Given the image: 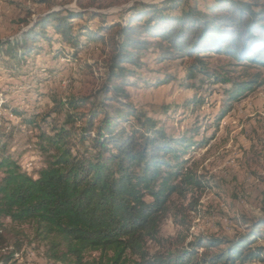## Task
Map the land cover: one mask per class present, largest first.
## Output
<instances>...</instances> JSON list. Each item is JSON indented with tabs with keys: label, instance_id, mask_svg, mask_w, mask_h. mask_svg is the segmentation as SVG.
<instances>
[{
	"label": "trees",
	"instance_id": "1",
	"mask_svg": "<svg viewBox=\"0 0 264 264\" xmlns=\"http://www.w3.org/2000/svg\"><path fill=\"white\" fill-rule=\"evenodd\" d=\"M101 16L68 8L48 11L17 36L0 38V60L7 55L25 59L38 50L39 41H52L49 28L76 52L83 46L82 37L111 48L102 100L86 115L75 112L78 99L62 104L65 125L46 136L51 150L37 176L9 155L0 159V233L6 230L3 218L28 224L30 242L43 245L46 257L62 264L264 261V244H256L264 240V213L249 220L248 231L236 238L198 235L161 256L150 254L148 242L159 238L173 195L181 193L182 186L200 185L183 153L203 142L185 134L168 136L152 116L130 102L127 91L136 80L153 86L172 81L170 76L143 79L137 73L144 66L142 50L153 46L158 62L191 56L189 77L204 73L213 84L230 83L225 89L226 116L233 101L264 83L262 72L254 71L264 66V5L243 0L138 3L128 10L125 24L103 22L92 28L91 22ZM84 19L74 34L73 22ZM115 28L107 37L102 34ZM211 54L225 61L226 72L242 70L225 77L208 74L204 57ZM84 117L85 123L77 126ZM23 245L24 240L17 239L13 249L0 256V264L12 262ZM94 252L98 255L88 258Z\"/></svg>",
	"mask_w": 264,
	"mask_h": 264
},
{
	"label": "rangeland",
	"instance_id": "2",
	"mask_svg": "<svg viewBox=\"0 0 264 264\" xmlns=\"http://www.w3.org/2000/svg\"><path fill=\"white\" fill-rule=\"evenodd\" d=\"M165 1L0 0V38L17 36L48 11L68 8L100 13L102 16L90 24L98 28L103 22L125 24L128 10L138 3L159 5ZM243 1L264 5V0ZM83 23L85 19L75 20L72 32L76 34ZM114 30L102 34L107 37ZM48 34L52 41H39L38 50L25 59L7 55L0 60V159L13 157L32 176H37L51 150L46 136L65 125L62 104L78 99L75 112L86 115L102 100L108 82L111 48L107 43L82 37L83 46L76 52L59 32L49 28ZM157 54L153 46L143 49L144 66L137 73L143 79L170 76L172 81L153 86L135 79V84L127 86L130 102L152 116L168 136L185 134L195 143L203 142L183 153L188 169L201 179L200 185L182 186L181 193L173 195L159 238L148 242L150 254L161 256L182 240L198 235L236 238L248 231L249 220L264 213V83L244 92L222 117L229 106L225 89L230 83L213 84L204 73L189 77L187 68L194 61L191 56L158 62ZM204 62L208 74L220 77L238 75L242 70L237 67L226 72L225 61L215 54L204 57ZM256 70L264 76V66ZM85 121L84 117L76 125ZM1 220L6 230L0 233V256L12 250L17 239L24 240L16 258L8 264H62L48 259L43 245L30 242V225H16L9 218ZM256 244H264V240ZM97 255L94 252L88 258Z\"/></svg>",
	"mask_w": 264,
	"mask_h": 264
}]
</instances>
